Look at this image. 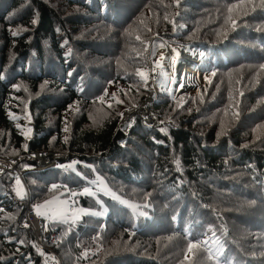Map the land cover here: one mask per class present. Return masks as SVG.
<instances>
[{
    "label": "trees",
    "instance_id": "16d2710c",
    "mask_svg": "<svg viewBox=\"0 0 264 264\" xmlns=\"http://www.w3.org/2000/svg\"><path fill=\"white\" fill-rule=\"evenodd\" d=\"M242 2L0 0V158L17 156L13 166L25 170L23 199L17 176L0 172V264H217L221 249L231 264H264V9L235 10L233 31L227 8ZM173 19L184 27L173 32ZM158 37L205 56L190 66L202 75L194 94L171 99L168 71L157 69L159 123L149 126L134 107L151 82L135 73L149 69ZM72 162L74 171L57 167ZM97 176L147 215L97 189L80 195ZM73 192L79 207L100 212V200L106 214L41 219L48 234L38 241L27 205ZM91 234L102 251L80 261L76 241ZM205 239L219 243L186 261L189 241Z\"/></svg>",
    "mask_w": 264,
    "mask_h": 264
},
{
    "label": "snow or ice",
    "instance_id": "6c2138e0",
    "mask_svg": "<svg viewBox=\"0 0 264 264\" xmlns=\"http://www.w3.org/2000/svg\"><path fill=\"white\" fill-rule=\"evenodd\" d=\"M173 2H174V4H175L177 7H179V5H180V3H181V0H173ZM249 7H251L252 10H255L256 8L264 9V0H260V2L257 3V4H252V3H251V0H248V3H247V4H245V3L242 2V3H240V4H232V5H230V6L227 8V12H228L229 15L227 16L226 19H227V21H230V23H231V25H232V30H233V31H235V29H236L237 27H239V25H238V23H237V19H238L239 17L237 16V18L234 19V18L232 17V13H233L235 10H237V9L243 8V9H245V11H244L243 14H244V15H248V11H247V9H248ZM176 15L179 16V13L177 12ZM165 19H168L167 16H165ZM169 22L173 24V32H176L178 27H179V28H183V27H184L183 24L177 26V24L175 23V19H173L172 21H169ZM33 23H36V21L34 20ZM261 30H264V29H261ZM18 34H19V33L16 32V31H13V32H12V35H13L14 37L17 36ZM223 38H224V39H227V34H226V33L224 34V37H223ZM136 39L139 40L140 37L137 36ZM65 44H67V41H65ZM162 46H163V45H162ZM70 51H71V50L69 49V52H70ZM172 51H173V53H175V55H173V57H172L173 68H174V67H175V63H176L177 58L179 57L180 53H179L176 49H173ZM154 54H155V53L153 52V55H154ZM163 60H164V55L161 54L160 59H158V60L155 61V66L151 69V71H152L153 73H155V72L157 71V69H160V70H161V74H162V75L164 74V73H163V67H162V61H163ZM260 69H261L262 71H264V64L260 65ZM135 74H136L138 77H140L141 81H142L143 84L146 86L147 83H148V80H149V74H148V72L143 71V70H140V69H137ZM69 75H71V73H69ZM214 76H216V73H215V72H212V73L210 74V76H206V77H205V80H206L208 83H211V77H214ZM3 78H4L3 76H0V79H3ZM153 79H155V77H153ZM14 87H17V90H19V87H18V86H14ZM42 88H43V86H42ZM114 95H115V94H113V96H114ZM240 95L242 96L243 93L241 92ZM101 100H102V97H101ZM201 103H203V98H202V97H201ZM258 103H264V100L258 101ZM69 107L71 108L72 106L70 105ZM109 107H111V105H109ZM178 107H182V103H181L180 105H178ZM237 107H238V101H237ZM77 110H78V109H77ZM120 115H121V118H123V114L121 113ZM225 115H227V113H225ZM233 115H234V117H235L236 119L239 118V114H238V112H234ZM221 124H222V127H223V121L221 122ZM64 130H65L66 132L68 131L67 124H66ZM161 131H165V132H166L167 130H166V129H161ZM22 134L25 136L26 139H30V138H31V129H28L27 131H24ZM224 134H225V132H221L219 135H224ZM259 138H260V137H257V139H259ZM53 139H55V137H54ZM66 140H67V138H66ZM246 146H247V145H245V147H246ZM26 148H27V145H25V149H26ZM75 164H76V162H72V163H70V164H68V165H57V167L65 168V169L73 170V171H74V170H75ZM93 171H95V169H93ZM77 175H80V173H77ZM82 178H83V177H82ZM15 183H16V185L18 186V188H17V193H16V194H17V196H19L21 199H23V198H24V193H23V190H22L21 181H20L19 177L16 178ZM90 183H96V184L101 185V187L104 188V191H105L106 193H108L109 195H111V197H112L113 199L118 200L120 203L125 204L126 206L132 207V205H129L127 201H123V200H121L120 197H118L115 193L111 192V190L107 188V185L105 184V182L103 181V179L100 178L99 176L96 177V180H95L94 182H90ZM58 187H59L58 185L53 184V185L51 186L50 191H51L52 189H56V188H58ZM70 195H73V196H74V195H76V193H70ZM80 195L93 196L94 193H93V191H92L91 188H89V187H85V188L83 189V191L80 193ZM96 202H97V204H100V206H101V211H100V212L90 211V210H86V209H84V208H74V209L71 211V213H69V210H68L66 207L63 206V205H66V204H67V201H63V202H62V206L56 211L55 215H56V217L60 218V219L62 220V222H64V223H68L69 220H70L73 224H75L77 221L80 220V218H81L82 215L99 216V215L106 214V211L104 210V206H103L102 202H101L100 200H97ZM51 203H53V201H46L45 204L37 205L36 207H37L38 210H39L40 208H47L48 205L51 204ZM145 207H147V205H145ZM138 214L141 215V216H146V215H147V213L144 212V211H140ZM25 226L27 227V225H25ZM209 230L212 231V229H209ZM214 236H215V232L213 231V237H214ZM96 239H99V237H97ZM170 239H171V238H170ZM209 243H216V244H218V243H219V240L205 239V240H197V241H195V242H193V241L190 240L189 243H188V245H187V249H186V252H185L184 259H185L186 261L189 260L191 255H194L195 252L198 251V250H200V248H201L202 246H207ZM209 251H210V249H209ZM219 251H220V255L217 256V257H215V259H216V261H217V264H231L230 259H224V258H223V257L225 256V253L223 252V250L221 249V250H219ZM261 255H264V253H261ZM85 258H86V254H85ZM213 258H214L213 255H212V254H209L208 259H209V260H212ZM0 259H2V258H0Z\"/></svg>",
    "mask_w": 264,
    "mask_h": 264
},
{
    "label": "rangeland",
    "instance_id": "374dc122",
    "mask_svg": "<svg viewBox=\"0 0 264 264\" xmlns=\"http://www.w3.org/2000/svg\"><path fill=\"white\" fill-rule=\"evenodd\" d=\"M163 45V46H162ZM172 47H174V46H172V45H168V46H166V44L164 45V43L163 44H157V46L150 52V50H149V54H148V60H149V63H150V67H149V69L148 70H143V71H146V72H148V74L151 76H153V77H155V73H153L152 72V74L150 73V71H151V69L155 66V61L156 60H158V59H160V56H161V54H163L164 55V60L162 61V67H163V70H167L168 71V76H169V85H168V87H167V90L168 91H170L169 93H170V98L171 99H174V98H176V97H178V96H180V95H182V94H194V93H196L197 92V89H198V86L202 83V76H201V74H198L197 73V71H194L193 73H194V77H196L197 79H198V81H197V79H196V84L195 85H193L192 87H189V88H183V87H181L182 89H185V90H180L179 89V91H174L172 88H171V86H170V81H171V74H172V71H173V68H172V63H173V61H172V57H173V55H175L173 52H171L173 49H176V48H172ZM164 49H167V51L169 52V53H167V51H164ZM177 50V49H176ZM177 51H179V50H177ZM153 52L155 53L154 55H153ZM190 58V61L187 63L189 66H193V64H191V63H193V61H192V58L191 57H189ZM193 60H196L195 58L193 59ZM187 64L185 65V67L186 68H184L183 69V72H190V71H193L191 68H190V71L188 70L189 68H188V66H187ZM196 70V69H195ZM149 79H150V82H151V77H149ZM150 88H152V94L151 95H149L148 97H146L145 99H147V98H152L153 99V109H154V101H155V99H156V96H157V94H156V90H155V88H154V79H153V85H152V82H151V84H150ZM171 88V89H170ZM144 99V100H145ZM144 100L139 104V105H137V106H135L134 107V110H136V112H137V114H139L141 117H142V120H143V122L144 123H146L145 122V120H144V118H143V115L141 114V113H139L138 111H137V109H138V107H140L141 105H142V103L144 102ZM155 110V109H154ZM121 113L123 114V118L127 115V112H126V108L125 109H123L122 111H121ZM27 115H31L30 114V112H29V110H27ZM157 115V114H156ZM28 117V116H27ZM31 117V116H30ZM31 119H32V117H31ZM159 121V120H158ZM28 123H29V117H28ZM147 124V123H146ZM148 125V124H147ZM29 129H30V127H29ZM28 130V129H27ZM32 138V137H31ZM30 138V139H31ZM49 155H47L46 157H40V154L39 155H35L34 153H32V154H30L29 156L30 157H33V158H36V159H38V160H40V161H46L47 159H49L50 157H53V156H55V155H57L55 152H47ZM94 182V181H93ZM106 184V183H105ZM107 185V184H106ZM89 188H91L92 189V191H93V193H94V196H95V191H96V189H97V191H101L102 193H104L105 195H108V196H111V195H109L108 193H106L105 191H104V188L103 187H101V185H99V184H96V183H91V186L89 187ZM107 188L108 189H110L108 186H107ZM83 191V190H82ZM81 191V192H82ZM112 192V191H111ZM73 193H76V192H73ZM118 196V195H117ZM119 197V196H118ZM120 199L121 200H123V201H127V200H125V199H123V198H121L120 197ZM46 201H53V203H51V204H49L48 205V207L47 208H40L39 210L37 209V205H42V204H45V202ZM46 201H44V202H41V203H38V204H36L35 205V212H36V214L42 219V220H45V221H58V222H62V220L60 219V218H58V217H56V215H55V213H56V211L62 206V202L63 201H67V204L66 205H63L64 207H66L68 210H69V213H71V211L74 209V208H81V207H79L77 204H76V201L74 200V196L73 195H68L67 197H52V198H50V199H48V200H46ZM128 202V204L129 205H132V209L134 210V212H135V214H138L139 212H140V210L139 209H137L136 208V205L135 204H133V203H131V202H129V201H127ZM74 206V208H72ZM70 221V220H69ZM62 223H64V222H62Z\"/></svg>",
    "mask_w": 264,
    "mask_h": 264
},
{
    "label": "built area",
    "instance_id": "2783aa9c",
    "mask_svg": "<svg viewBox=\"0 0 264 264\" xmlns=\"http://www.w3.org/2000/svg\"><path fill=\"white\" fill-rule=\"evenodd\" d=\"M158 38H159V44L164 43V45L166 44V46L169 45L162 38L160 37ZM176 49L182 52H188L193 59L194 58L196 59V60L192 59L193 62H197L200 59L204 58L205 56L204 53L200 49H192V48H187V49L176 48ZM194 71H197L198 74H201L198 70H193L192 72ZM172 76L173 74H171L170 86H173ZM151 82L153 85L152 75H151ZM175 90L178 91V88H176ZM148 100L150 102L146 103V101ZM137 111L143 115L145 122L149 126H156L159 123L156 112L153 109V99L151 97L145 99L142 105L138 107ZM126 112H127V109H126ZM16 159H17V156H7V157L0 158V172L6 171L10 173L11 175L21 177L25 170L23 169L22 171H18L15 168V166H13V162ZM72 208H74V206ZM24 221L25 223L29 224L32 227L35 237L38 241H40L42 236H45L48 234V228L45 224H42L41 218L35 212V207H29L27 205ZM97 237H99V239H96ZM75 247H76L77 257L79 258L80 261H82V260H88L93 255L100 253L102 251L103 245H102L100 236L98 234H94V235L91 234V235H88L83 240H80V239L77 240ZM85 254H86V258H85Z\"/></svg>",
    "mask_w": 264,
    "mask_h": 264
},
{
    "label": "bare ground",
    "instance_id": "6f19581e",
    "mask_svg": "<svg viewBox=\"0 0 264 264\" xmlns=\"http://www.w3.org/2000/svg\"><path fill=\"white\" fill-rule=\"evenodd\" d=\"M164 51H167V49H164ZM173 52V51H171ZM180 53L179 57L177 58V61L175 63V67L173 68V63H172V83L173 86H171V88L174 91L176 88H178V90L183 87V88H189L192 87L193 85H195L196 82V77H194L193 72L190 71V69H188L190 72H183V69L186 68L185 65L190 61V54L188 52H182V51H178ZM167 53H169L167 51ZM175 54V53H174ZM192 58V57H191ZM193 59V58H192ZM198 81V79H197ZM180 90H185V89H180ZM150 102L149 100L146 101ZM30 129H31V134H32V126L30 125ZM47 155H40V157H46Z\"/></svg>",
    "mask_w": 264,
    "mask_h": 264
},
{
    "label": "water",
    "instance_id": "95a60500",
    "mask_svg": "<svg viewBox=\"0 0 264 264\" xmlns=\"http://www.w3.org/2000/svg\"><path fill=\"white\" fill-rule=\"evenodd\" d=\"M150 73L152 74V71H150ZM30 116L28 115V117H29V126H28V129H29L30 125H31L32 126V134H31V137H33V135H34V132H33V121H32V119H31ZM34 154L36 156L39 155V154L40 155H49L47 152H35Z\"/></svg>",
    "mask_w": 264,
    "mask_h": 264
},
{
    "label": "clouds",
    "instance_id": "9594fccd",
    "mask_svg": "<svg viewBox=\"0 0 264 264\" xmlns=\"http://www.w3.org/2000/svg\"><path fill=\"white\" fill-rule=\"evenodd\" d=\"M159 43V42H158ZM174 48H177V47H175L174 46ZM205 55V54H204ZM193 63H195V62H193ZM192 64V63H191ZM188 65V64H187ZM188 68L190 69V66L188 65ZM192 70H195V69H192ZM202 76V75H201ZM149 77H151L150 75H149ZM169 85V84H168ZM179 91V90H178ZM168 93H169V91H168ZM169 95H170V93H169ZM28 126H29V123H28ZM27 129H28V127H27ZM34 132V131H33Z\"/></svg>",
    "mask_w": 264,
    "mask_h": 264
}]
</instances>
